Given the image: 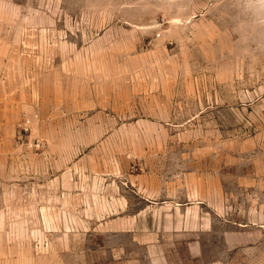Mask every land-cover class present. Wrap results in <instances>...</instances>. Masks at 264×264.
I'll return each instance as SVG.
<instances>
[{"label":"rangeland","instance_id":"1","mask_svg":"<svg viewBox=\"0 0 264 264\" xmlns=\"http://www.w3.org/2000/svg\"><path fill=\"white\" fill-rule=\"evenodd\" d=\"M163 256L264 264V4L0 0V264Z\"/></svg>","mask_w":264,"mask_h":264},{"label":"crops","instance_id":"2","mask_svg":"<svg viewBox=\"0 0 264 264\" xmlns=\"http://www.w3.org/2000/svg\"><path fill=\"white\" fill-rule=\"evenodd\" d=\"M192 244H191V242L189 243V245L187 246L188 248H193V245L191 246ZM161 246V245H160ZM151 250H152V248H151ZM149 254H150V252H149ZM164 258H162V260L161 259H159V261H158V263L157 264H161V263H164L165 262V260H167V259H165L166 257L165 256H163ZM150 260L148 261V262H150V264H156L155 262H153V260H152V258L150 257L149 258ZM166 264H170V261H167V263Z\"/></svg>","mask_w":264,"mask_h":264},{"label":"clouds","instance_id":"3","mask_svg":"<svg viewBox=\"0 0 264 264\" xmlns=\"http://www.w3.org/2000/svg\"><path fill=\"white\" fill-rule=\"evenodd\" d=\"M260 3L264 4V0H259Z\"/></svg>","mask_w":264,"mask_h":264}]
</instances>
